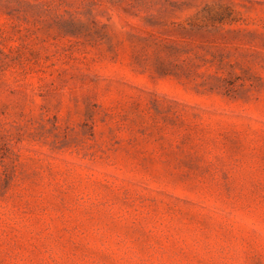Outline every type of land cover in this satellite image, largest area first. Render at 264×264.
Returning a JSON list of instances; mask_svg holds the SVG:
<instances>
[{
    "label": "rangeland",
    "instance_id": "obj_1",
    "mask_svg": "<svg viewBox=\"0 0 264 264\" xmlns=\"http://www.w3.org/2000/svg\"><path fill=\"white\" fill-rule=\"evenodd\" d=\"M0 264H264V0H0Z\"/></svg>",
    "mask_w": 264,
    "mask_h": 264
}]
</instances>
